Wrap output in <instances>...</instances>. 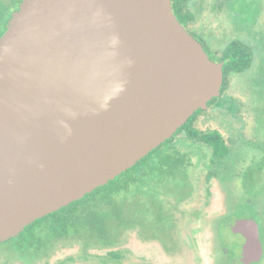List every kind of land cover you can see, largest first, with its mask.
<instances>
[{"label": "water", "instance_id": "95a60500", "mask_svg": "<svg viewBox=\"0 0 264 264\" xmlns=\"http://www.w3.org/2000/svg\"><path fill=\"white\" fill-rule=\"evenodd\" d=\"M223 81L171 0H21L0 34V242L131 168ZM232 231L259 261L257 222Z\"/></svg>", "mask_w": 264, "mask_h": 264}, {"label": "rangeland", "instance_id": "374dc122", "mask_svg": "<svg viewBox=\"0 0 264 264\" xmlns=\"http://www.w3.org/2000/svg\"><path fill=\"white\" fill-rule=\"evenodd\" d=\"M18 3L19 0H0V29L5 20L2 17L11 15L18 8ZM190 7L196 19L191 25V31L197 38L205 39L213 53L220 54L234 39L254 46L252 65L241 73L229 76L226 94L220 100V110L207 109L201 114L197 124L202 129L228 125L229 122L242 126L238 129L232 125L233 136H236L238 130L243 132L242 138L237 139V147L232 151V174L233 170L238 173L237 176L236 173L232 176V199L236 200L237 212L257 220L264 239V0H192ZM180 136L182 135H176L177 142L180 140L183 143L185 139H180ZM258 164L263 165L259 174L255 169L253 171ZM173 182L175 181L171 180ZM179 183L178 188L172 187L173 190L166 194L169 196V203L186 193L191 184L196 183V179L190 177ZM211 186L214 199L209 205L205 203L207 197L203 196L201 188L191 193L181 204L189 212L185 217L174 216L173 221L162 219L160 222L151 219L143 222L141 219L139 225L140 216L150 215V208L153 210L152 214L155 210L148 190H141L133 185L117 198L122 207V225L109 215V228L116 232L113 245L105 246L94 238L71 235L55 242L50 241L49 246L38 256L29 253L23 257L12 250L11 243H2L0 262L112 264L108 252L113 250L119 254L118 260L113 259L116 264H210L212 248L215 253L213 264H229L228 256L231 255L232 259L237 257L243 241L239 235L230 231L224 221L216 217L223 214L224 210L231 211V197L227 198L216 183ZM89 206L107 209L108 203L90 198ZM248 206H253V209L249 210ZM167 208V204L162 206L165 212L168 211ZM195 209V215L200 217L194 218V221L188 220L190 212ZM198 220L205 223V228L208 223L213 222L217 239L210 241L206 235L207 229L203 231L199 229L203 226L197 227V224L194 226V234L188 235L186 227L194 225ZM202 232H205L203 238L200 235ZM87 241L89 244L86 246ZM262 244L264 248V241ZM253 264H264V253L261 260Z\"/></svg>", "mask_w": 264, "mask_h": 264}, {"label": "trees", "instance_id": "16d2710c", "mask_svg": "<svg viewBox=\"0 0 264 264\" xmlns=\"http://www.w3.org/2000/svg\"><path fill=\"white\" fill-rule=\"evenodd\" d=\"M171 2L173 11L178 20L192 33L191 29L193 28L191 25L196 20L192 8L190 7L192 0H171ZM9 16L10 15H5L2 17L5 18V24ZM4 23L3 27L0 29V34L6 27ZM192 34L197 37L194 33ZM211 59L224 62V81L220 89V95L213 97L208 102V108L206 109L214 108L221 103V97L226 94L229 76L232 73H241L252 65L254 60V46L240 39H234L216 56V58L212 57ZM205 111V109H198L195 111L189 119L178 128L175 135L182 134L192 140L198 139L206 141L215 155L220 158L224 154V148L221 146L222 144L220 141H215L212 138L221 137L222 134L217 130L199 128L196 124L201 114ZM242 135H240L241 138ZM237 142H239L237 139H232V150L237 146ZM134 167L135 165L122 172L105 185L97 187L92 192L85 194L79 200L73 201L65 207L36 219L31 224L27 225L17 236L7 241H2L0 244L11 243L12 250L20 253L23 257L29 253L38 256L43 249L49 246L48 244L50 241L55 242L56 240L70 237L71 235H76L77 237L86 236L88 239L94 238L98 243L105 246L113 245L115 243L116 232L111 231L109 228V215L111 214L113 217L112 219L116 220L120 226L122 225V207L117 198L120 193L127 192L131 186L138 184ZM254 169L256 171L261 170L263 169V165L258 164L253 168V171ZM90 198H95L98 202L108 203V208L102 209L101 206L90 207ZM148 216L147 214L143 216L146 222H148ZM87 244H89V241L85 243L86 246ZM108 254L113 261L112 264H116L117 262L115 260L119 258L118 252L111 250ZM0 264L4 263L0 262Z\"/></svg>", "mask_w": 264, "mask_h": 264}, {"label": "flooded vegetation", "instance_id": "af4514ba", "mask_svg": "<svg viewBox=\"0 0 264 264\" xmlns=\"http://www.w3.org/2000/svg\"><path fill=\"white\" fill-rule=\"evenodd\" d=\"M187 30L188 32H190L189 29ZM195 38L202 44L204 50L207 52L210 58L212 57L216 58L218 54L216 52L213 53V50H211L206 44L205 39L203 40L202 38H197V37ZM212 60L215 61V59H212ZM217 62H220V61H217ZM212 109L213 111H219L220 105H217L216 107ZM233 124L234 123L231 124L229 122L228 125L225 124L224 126H217L214 128H205V129L217 130L219 133L222 134L221 137L212 138L215 141H220V143L222 144L221 146L224 148V154L220 158L215 155V153L208 146V143L204 140H198V139L192 140L188 138L187 136L179 134V135H182L180 136V139L184 138L185 140L183 143L180 140L179 142H177L178 137H176V135L178 134L175 135V133L177 132L176 131L169 139L159 144L157 147L151 150L147 155H145L143 158L137 161L135 164L134 171L138 179L137 186L141 190H145V191L148 190L149 194H151L152 199L150 200H151L152 207L155 211H154V214H152L153 210L152 208H150V212H149L150 215L148 216V220L151 219L157 222L158 221L160 222L162 219L166 221H171V220L173 221L174 216L185 217L186 214L188 215L189 212L185 210L183 205L181 206V204L186 199H188L190 195H192L191 193L195 192L196 190H200L201 188L203 189V192H204L203 196L205 195V197H207V200L205 201V203L209 205L210 203H212L211 202L212 199H214L212 195L214 191L212 192L211 185L214 186L216 183L220 191H222L227 196V198L231 197V199H229V207L231 208V211L228 212L227 210H224L223 214L218 215L216 217L218 219L220 218L221 221H224L225 224L229 227L230 231L234 235H239L243 241L241 245V249L239 251L240 252L239 255L237 257H234L233 259H232V256L229 255L227 258V262L229 264H235V263L245 264L241 260L242 258L241 252L243 249V245L246 242V238L241 233L233 232L232 225L234 224L236 220L253 219V218L251 217L249 218L247 216L241 215V212H237L235 210L237 208L235 204L236 200L232 199V184H231L232 176H235V173H236V176L238 175L237 171L235 170H233L234 174H232V151H233L232 150V139H240L241 138L240 135L243 133L242 130L241 131L238 130L237 134L239 132V135L237 136L236 134V136H233L232 135V125ZM197 127L202 128V126H200L199 124H197ZM233 127H237L238 129L239 127L242 128V126H239L237 124H234ZM236 147L237 146H235V148ZM261 170H257L258 172L257 174H259ZM190 177L192 179L195 178L196 183L191 184V188H188L187 192L181 195L180 198L173 200V201L171 200V203H169L168 202L169 196H166V194L169 193L168 191L173 190L172 187L178 188V185L181 184L179 182H183L186 179H189ZM171 180L175 182L171 183ZM165 204H167L168 206L167 212H165L162 209V206H164ZM248 208L249 210L253 209V206H250V207L248 206ZM196 211L197 210L195 209L190 212L188 216L189 218L188 220L194 221V218L197 219V217H200L199 215H195ZM210 216H211V213H210ZM141 219L142 221L144 220L143 217L140 216L139 225L141 224ZM255 221L257 222V220ZM195 224H197V227L203 226V227H199V229L201 228L203 229V231L207 229L206 235L210 241L217 239L216 238L217 233H216L215 228L213 227L214 223L213 222L208 223L207 227L205 228L204 227L205 223L202 222V220H198V222L194 223V225L190 224L188 227H186L187 228L186 232H188V235L194 234ZM257 224H258V230H259V238L262 244V241H264V239L262 238V233L260 230L259 223L257 222ZM191 227L193 228L190 231L189 229H191ZM204 234L205 232H202L200 234L202 238L204 237L203 236ZM210 250H211V260H212L210 264H213V260L215 259V253L213 252L212 248H210ZM198 253H200V251H198ZM263 253H264V248L262 244V255ZM262 255H261V258H262ZM259 261H252L249 264H253Z\"/></svg>", "mask_w": 264, "mask_h": 264}]
</instances>
